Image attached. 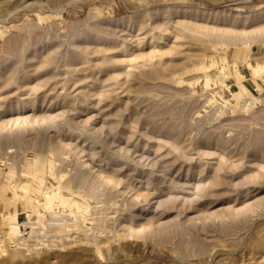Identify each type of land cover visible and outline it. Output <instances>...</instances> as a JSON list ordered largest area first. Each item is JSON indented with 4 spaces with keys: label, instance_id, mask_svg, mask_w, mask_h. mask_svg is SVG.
<instances>
[{
    "label": "rangeland",
    "instance_id": "rangeland-1",
    "mask_svg": "<svg viewBox=\"0 0 264 264\" xmlns=\"http://www.w3.org/2000/svg\"><path fill=\"white\" fill-rule=\"evenodd\" d=\"M0 264H264V0H0Z\"/></svg>",
    "mask_w": 264,
    "mask_h": 264
},
{
    "label": "bare ground",
    "instance_id": "bare-ground-1",
    "mask_svg": "<svg viewBox=\"0 0 264 264\" xmlns=\"http://www.w3.org/2000/svg\"><path fill=\"white\" fill-rule=\"evenodd\" d=\"M50 196V195H49ZM51 197V196H50ZM262 260V259H261Z\"/></svg>",
    "mask_w": 264,
    "mask_h": 264
}]
</instances>
